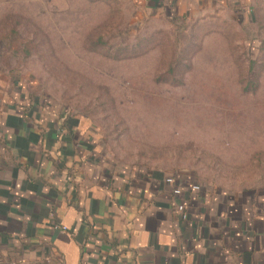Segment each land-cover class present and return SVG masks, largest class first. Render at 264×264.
<instances>
[{"label": "rangeland", "instance_id": "rangeland-1", "mask_svg": "<svg viewBox=\"0 0 264 264\" xmlns=\"http://www.w3.org/2000/svg\"><path fill=\"white\" fill-rule=\"evenodd\" d=\"M1 86L21 121L86 118L119 165L264 193V0L191 20L138 0H0Z\"/></svg>", "mask_w": 264, "mask_h": 264}, {"label": "crops", "instance_id": "crops-1", "mask_svg": "<svg viewBox=\"0 0 264 264\" xmlns=\"http://www.w3.org/2000/svg\"><path fill=\"white\" fill-rule=\"evenodd\" d=\"M138 1L188 20L248 2ZM7 94L1 86L0 100ZM3 106L0 264H264V193L205 189L191 176L122 166L86 118L45 111L21 121ZM196 184L201 191L191 190Z\"/></svg>", "mask_w": 264, "mask_h": 264}, {"label": "built area", "instance_id": "built-area-1", "mask_svg": "<svg viewBox=\"0 0 264 264\" xmlns=\"http://www.w3.org/2000/svg\"><path fill=\"white\" fill-rule=\"evenodd\" d=\"M191 190L194 191V192H199V191H201V186L196 184V185L191 187ZM174 194L178 197V196H180L182 194V191L180 189H176L174 191ZM177 210H178V213L180 214L182 220H184V221L188 220L189 216H188L185 204H180L178 206ZM61 229H62L63 232H68L69 231L67 227H62Z\"/></svg>", "mask_w": 264, "mask_h": 264}, {"label": "trees", "instance_id": "trees-1", "mask_svg": "<svg viewBox=\"0 0 264 264\" xmlns=\"http://www.w3.org/2000/svg\"><path fill=\"white\" fill-rule=\"evenodd\" d=\"M151 51V50H150ZM138 54L134 53L132 56H130V58L132 57L133 59L134 58H137ZM142 56V55H141ZM173 65V64H172ZM172 65L170 66V68L168 69V73L170 74H174L176 73V69L174 67H172ZM193 69V64H192V60L191 59H188V64L185 66V69L181 70V77L184 76L185 74L187 73H190V71ZM177 82V81H175ZM179 82V85H182V80L178 81ZM177 82V84H178Z\"/></svg>", "mask_w": 264, "mask_h": 264}]
</instances>
